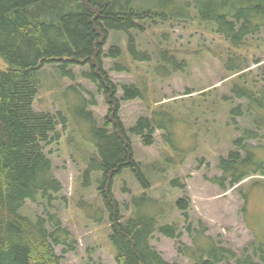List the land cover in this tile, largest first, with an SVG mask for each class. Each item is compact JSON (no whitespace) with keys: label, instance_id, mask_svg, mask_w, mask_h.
I'll list each match as a JSON object with an SVG mask.
<instances>
[{"label":"trees","instance_id":"1","mask_svg":"<svg viewBox=\"0 0 264 264\" xmlns=\"http://www.w3.org/2000/svg\"><path fill=\"white\" fill-rule=\"evenodd\" d=\"M194 21L227 43L224 67L230 73L238 72V79L244 78L247 58L235 50L246 48L249 40L264 43V0H0V61L5 66L0 67V264H63L55 246H68L71 240L57 213L47 210L44 216L30 217L21 209L27 200L52 208V202L61 195L62 184L44 147L58 142L67 127L71 128L66 140L69 147L76 153L84 148L80 151L85 164L81 186L94 183L100 194L103 207L94 211L107 212L111 228L108 241L116 262L177 264L165 260L150 240L156 232L179 239L183 231L165 220V204L144 190L151 186L152 170L163 174L182 165L190 154L191 149L182 146L176 133L179 114L159 107L125 127L118 117L119 102L144 100L145 90L133 83L123 84L118 98L119 88L110 80L104 58L113 61L115 71L129 72V59H152L137 45L136 33L158 23ZM116 34L125 36V48L111 40ZM157 62L159 76L187 67L185 60L166 48L158 49ZM48 67L56 79L76 81L82 77L96 86L108 104L101 123L90 110L95 100L86 98L71 84L60 87L59 110L34 108ZM243 83L234 82L231 92L246 104H238L230 112L237 117L254 115V128H243L242 134L231 140L235 149L218 157L221 175L211 181L223 190L251 175L264 177V155L256 153L258 149L264 151L263 134L259 133L264 127V86ZM156 130L172 155L167 154L155 169L146 168L135 158L132 138L152 145ZM126 171L143 191L133 194L129 204H121L115 198L114 185ZM169 184L183 187L177 179ZM122 191L128 190L123 187ZM77 205L86 216L98 221L91 206L81 200ZM174 206L185 213L188 198H179ZM185 230L191 244L177 250L193 264H264V242L237 253L207 234L201 220L188 221Z\"/></svg>","mask_w":264,"mask_h":264},{"label":"rangeland","instance_id":"2","mask_svg":"<svg viewBox=\"0 0 264 264\" xmlns=\"http://www.w3.org/2000/svg\"><path fill=\"white\" fill-rule=\"evenodd\" d=\"M197 25V21L178 25L163 22L136 33L137 45L147 50L152 59L150 62H131L129 59V72L115 71L113 61L104 58L105 70L119 88L118 98L122 94L120 89L123 84L133 83L145 90L144 100L135 98L119 102L118 117L125 127L131 126L140 116H150L152 109L159 107L172 109L179 114L176 133L181 136L182 146L191 149L190 154L182 165L168 168L163 174L158 175L152 170V175L149 174L151 186L144 190L165 204V220L183 231L179 239L156 232L150 240L152 247L165 260L177 264H193L191 259L177 250L183 244H191L185 230L188 221L201 220L207 227V234L237 253L246 247L251 250L256 243L264 242V177L251 175L224 190L211 181L214 176L221 175L217 167L218 157L227 156L234 148L232 138L240 136L243 128H254V115L237 117L230 112L238 104H246L245 100L233 96L231 88L234 82L243 85L244 80L249 86L253 82L255 87L264 86V43L249 40L246 48L235 50L247 58L248 65L243 71L245 77L238 79V72L230 73L224 67L227 43L209 29ZM114 37L116 39L111 37V40H116L125 48V36ZM111 40L106 43L104 51L108 50ZM163 48L170 50L179 60H185L186 70L159 76L155 66L158 64V49ZM0 67H5L1 61ZM79 70L76 68L77 72ZM68 84L74 85L86 98L95 100L90 110L101 123L107 114L108 104L104 95L96 91V86L82 77L76 81L56 79L49 67L34 108L37 111L59 110L60 87ZM70 131L71 128L67 127L58 142L44 147L53 162L54 174L62 184L61 195L48 209L45 208L46 203L27 200L21 213L30 217L44 216L47 210L57 213L62 226L70 232L71 240L68 246H55L63 264H118L108 241L111 228L107 212L104 209L98 214L94 211L103 207L100 194L94 183L88 187L81 186L85 164L80 151L84 148L76 153L69 147L66 140ZM259 133L263 134L264 146V127ZM132 139L135 158L146 168L155 169L167 154L172 155L159 130L155 131L152 145L142 144L137 137ZM251 142L255 144L254 140ZM256 153L258 156L260 153L264 155L260 149ZM173 179H177L183 187H172L169 182ZM123 187L128 191H122ZM142 191L128 171L115 180L114 195L121 204H129L132 195ZM183 197L189 201V208L185 211L188 217L174 206ZM80 200L91 206L90 211L98 221L89 218L78 208L77 202Z\"/></svg>","mask_w":264,"mask_h":264}]
</instances>
